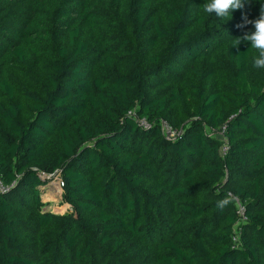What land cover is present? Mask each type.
<instances>
[{"label":"trees","instance_id":"1","mask_svg":"<svg viewBox=\"0 0 264 264\" xmlns=\"http://www.w3.org/2000/svg\"><path fill=\"white\" fill-rule=\"evenodd\" d=\"M207 2L0 0V264H264V0Z\"/></svg>","mask_w":264,"mask_h":264},{"label":"clouds","instance_id":"2","mask_svg":"<svg viewBox=\"0 0 264 264\" xmlns=\"http://www.w3.org/2000/svg\"><path fill=\"white\" fill-rule=\"evenodd\" d=\"M249 0H209L203 5L202 11L208 14H215L218 17H226L235 10H243ZM252 24L254 31L245 32L242 36L236 37L233 45L238 46L242 41L251 42V47L257 50L258 55L253 58L255 68H264V5L261 6L259 17L249 20L246 13L242 12V22L237 27L243 29L245 25ZM227 200L220 201L218 206L227 204Z\"/></svg>","mask_w":264,"mask_h":264},{"label":"built area","instance_id":"3","mask_svg":"<svg viewBox=\"0 0 264 264\" xmlns=\"http://www.w3.org/2000/svg\"><path fill=\"white\" fill-rule=\"evenodd\" d=\"M141 123L144 124L145 126L147 125V123L145 121H141ZM163 127H164V132H165L166 138L170 139V138H173L175 136L176 132L171 130L167 124L164 123ZM210 131H211V134H214L217 138L222 140L223 143L221 146V153L223 154L227 149V145L225 144V141H224L225 139L223 137V130L219 129V130H210ZM169 135H171V136H169ZM42 175L47 179H51V178L55 177V183L57 184V187L60 188L61 190H63L65 182H64V179L62 178V176L60 174V171H56L54 173H43ZM48 184H50V182ZM46 186L44 188H46ZM11 187H12V185L6 183L4 181V179L0 176V192H7L11 189ZM237 212H238L239 216L241 217V219H244V208L239 203L238 200H237ZM233 239H234V241L237 240L236 234L233 237Z\"/></svg>","mask_w":264,"mask_h":264},{"label":"rangeland","instance_id":"4","mask_svg":"<svg viewBox=\"0 0 264 264\" xmlns=\"http://www.w3.org/2000/svg\"><path fill=\"white\" fill-rule=\"evenodd\" d=\"M49 182L50 184H47L46 188L42 189L45 209L61 214L71 210V205L63 197V190L58 188L55 183V177L49 179Z\"/></svg>","mask_w":264,"mask_h":264}]
</instances>
